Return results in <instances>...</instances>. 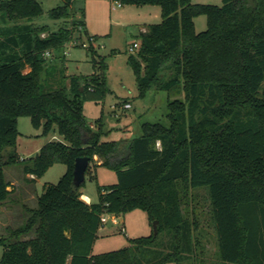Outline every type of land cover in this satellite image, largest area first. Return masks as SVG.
Listing matches in <instances>:
<instances>
[{
  "label": "trees",
  "instance_id": "trees-1",
  "mask_svg": "<svg viewBox=\"0 0 264 264\" xmlns=\"http://www.w3.org/2000/svg\"><path fill=\"white\" fill-rule=\"evenodd\" d=\"M76 1L62 0L49 19L73 18ZM115 1L161 9V23L139 35L137 54L128 59L139 97L152 86L185 93L183 101L168 102V127L144 124L124 145L102 141L100 120L95 131L83 113L85 102L102 101L108 92L103 62L101 74L70 76L68 86L46 90L41 82L46 54L72 40L73 29L84 26L83 15L73 29L42 38L46 27L33 24L43 15L38 1H0V204L12 193L4 170L20 163V118H30L42 135L61 138L22 161L23 173L41 179L54 165L66 166L57 184L43 186L37 207L25 208V222L0 237V264H182L195 253L197 224L189 204L203 187L219 262L264 264V0H222V6ZM199 16L207 28L196 33ZM164 68L172 71L168 81L160 75ZM83 157L90 163L97 158L117 175L116 184L98 187L95 204L81 199L85 182L73 184L75 162ZM134 210L144 211L151 225L158 222L157 236L93 255L101 216Z\"/></svg>",
  "mask_w": 264,
  "mask_h": 264
},
{
  "label": "rangeland",
  "instance_id": "rangeland-1",
  "mask_svg": "<svg viewBox=\"0 0 264 264\" xmlns=\"http://www.w3.org/2000/svg\"><path fill=\"white\" fill-rule=\"evenodd\" d=\"M36 1L41 4L43 15L34 19L33 24L46 27L47 33L42 34V38L61 28L73 29L74 24L81 20V15L84 22L83 28L77 26L73 29L72 40L69 43L45 56L41 82L46 90L56 89L64 82L68 86L66 79L70 76L89 77L95 73L101 74L103 71L108 90L106 96L102 101H89L83 104V113L90 126L91 124L95 126L100 120L102 141L124 145L141 133L144 124L159 123L169 126L167 104L173 100L183 101L184 91L180 87L168 94L152 86L149 93L144 98H140L136 75L128 62L129 56L137 54V51L133 54L129 50L135 42H139V30L142 27L148 28L150 25L161 23V17L154 19V14L146 16L149 7L144 6L123 5L114 9L115 0H77L73 5V11L76 13L73 18L52 20L49 19L48 12L62 6V0ZM191 3L222 6V0H191ZM194 24L196 33L204 32L207 28V19L205 16H199L194 20ZM89 38L93 39L92 43L89 42ZM90 46L93 47L94 52L90 51ZM101 62L106 66L102 71ZM47 69H49L48 73ZM28 72L29 69L26 68L24 73ZM160 75L164 81H168L172 77V71L164 68ZM127 103L131 108L125 110L123 106ZM17 129L19 132L17 154L21 160L20 163L7 167L4 171L5 179L16 184L15 191L8 200L0 204V237L6 236L7 228L16 229L22 225L27 218L25 208L37 207L36 197L42 194L43 186L57 184L66 172L65 165L57 164L50 168L35 186L26 182L21 162L34 159L46 143L59 141L61 138L55 132L42 135V129H35L30 118L26 117L18 120ZM94 130L96 131L97 127H94ZM156 147L160 148L159 143ZM7 153L6 151L5 155ZM98 163L99 160L96 158L90 163L83 188L84 193L95 203L98 200V187L117 183V175L114 171L105 168L96 170ZM25 191L29 192L28 196ZM194 193L195 197L189 204V218L197 224L194 231L195 253L187 257L182 264H224L219 262L216 256V235L211 223L208 189L199 188L194 190ZM4 206L11 210L10 213L4 211ZM116 217L123 224L114 225L109 216L107 224L98 232L93 255L120 251L128 247L130 241L153 234L148 215L142 210H134ZM122 227L124 231H121ZM32 237L33 235L28 236V238ZM159 238L161 240L162 236L160 235ZM163 240L167 242L168 237H164ZM2 253L3 247L0 246V259Z\"/></svg>",
  "mask_w": 264,
  "mask_h": 264
},
{
  "label": "crops",
  "instance_id": "crops-1",
  "mask_svg": "<svg viewBox=\"0 0 264 264\" xmlns=\"http://www.w3.org/2000/svg\"><path fill=\"white\" fill-rule=\"evenodd\" d=\"M144 7H149V8H147L148 10L146 11V16H152V14H154V19H158L159 17H161V9L158 7V6H144ZM156 7H158V8H156ZM151 26V25H150ZM149 31V27L148 28H146V27H142L140 30H139V35L140 34H143V33H147ZM139 41V40H138ZM91 128H94V126L91 124ZM38 154V153H37ZM18 156H19V154H18ZM19 158H20V156H19ZM97 159V158H96ZM20 160H21V158H20ZM23 161H25V160H23ZM98 166H97V168H96V170L97 169H101V168H103V167H101L100 166V162L97 164ZM96 170H95V172H96ZM5 171V170H4ZM94 171H93V173H95ZM24 179H25V181L26 182H28V183H31V184H34V186H35V184H36V182H38L40 179H36L33 175H25L24 174ZM7 181V180H6ZM7 182H9L10 183V185H11V187L9 188V190L13 193L14 191H15V182L14 181H7ZM26 192V191H25ZM12 193H11V195H12ZM81 193H82V197H81V199L86 203V204H95V202L88 196V195H86L85 193H84V191H83V189L81 190ZM29 195V192L27 193L26 192V196H28ZM38 195H37V199H38ZM28 199H25V201H27ZM98 201V200H97ZM97 203V202H96ZM36 205H37V200H36ZM4 211H9V213H10V211L11 210H8L9 208H7V206H4ZM8 213V212H7ZM111 217H113V216H120V215H110ZM117 222L118 223H120V224H123V223H121V222H119L118 220H117ZM117 226V225H116ZM103 229V227L102 228H100V230H102ZM99 230V231H100Z\"/></svg>",
  "mask_w": 264,
  "mask_h": 264
},
{
  "label": "water",
  "instance_id": "water-1",
  "mask_svg": "<svg viewBox=\"0 0 264 264\" xmlns=\"http://www.w3.org/2000/svg\"><path fill=\"white\" fill-rule=\"evenodd\" d=\"M89 164H90V160L86 157L78 158L76 160L75 166H74V172H73V175H74L73 184L75 187H80L85 182L86 172L88 170ZM157 227H158V222L156 221L152 224L154 236H157L158 234ZM0 262H1V259H0Z\"/></svg>",
  "mask_w": 264,
  "mask_h": 264
},
{
  "label": "built area",
  "instance_id": "built-area-1",
  "mask_svg": "<svg viewBox=\"0 0 264 264\" xmlns=\"http://www.w3.org/2000/svg\"><path fill=\"white\" fill-rule=\"evenodd\" d=\"M114 7V9L115 8H121L122 7V5L119 3V2H117V1H115V5L113 6ZM92 41H93V39L91 38V39H89V42L90 43H92ZM139 46H140V43L139 42H135L134 44H133V46L130 48V52L131 53H136V51H138V49H139ZM84 47H87L86 45H84ZM47 54H49V53H47ZM46 54V55H47ZM124 109L125 110H128V109H130L131 108V105L129 104V103H127V104H125L124 106ZM109 214H103L102 216H101V227L100 228H102L105 224H107V222H108V219H109ZM110 219H111V222L114 224V225H119L120 223H118L117 222V217H115V216H113V217H111L110 216ZM121 231H124V228L122 227V229H121Z\"/></svg>",
  "mask_w": 264,
  "mask_h": 264
}]
</instances>
